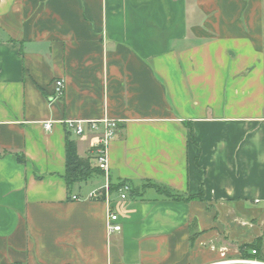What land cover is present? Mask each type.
<instances>
[{"label":"crops","instance_id":"crops-1","mask_svg":"<svg viewBox=\"0 0 264 264\" xmlns=\"http://www.w3.org/2000/svg\"><path fill=\"white\" fill-rule=\"evenodd\" d=\"M104 117L108 180L134 190L113 233L85 198L103 172L65 181L66 138L95 161L64 121ZM258 236L264 0H0V264H217Z\"/></svg>","mask_w":264,"mask_h":264},{"label":"built area","instance_id":"built-area-1","mask_svg":"<svg viewBox=\"0 0 264 264\" xmlns=\"http://www.w3.org/2000/svg\"><path fill=\"white\" fill-rule=\"evenodd\" d=\"M64 91V80L56 79L54 81L53 98H59L63 95ZM64 124L69 132L76 135H83L90 133L91 135V151L95 166L103 171L106 178L105 183L85 196L87 199H101L108 204V216L106 229L108 233H113L120 230V225L117 223L118 215L111 211L109 205L112 201V194H116L117 198L121 201H127L130 198L132 187L128 182L121 183L117 191H111V183L108 180V153L107 147L111 139L116 135L117 121L109 118H101L96 120H65ZM52 121H44L43 127L46 130H50ZM72 199H80V195H72ZM252 250V253H255ZM224 255V252H221ZM230 263H241V264H264L263 261L257 259H224L219 261L217 264H230Z\"/></svg>","mask_w":264,"mask_h":264},{"label":"trees","instance_id":"trees-1","mask_svg":"<svg viewBox=\"0 0 264 264\" xmlns=\"http://www.w3.org/2000/svg\"><path fill=\"white\" fill-rule=\"evenodd\" d=\"M19 161H25L22 155H17ZM65 181L68 189L80 182L87 181L94 174H101L103 171L96 166H92L89 158L79 156L77 152L76 141L73 139L66 138L65 141ZM120 184L112 185L111 191L115 192L120 187ZM148 186L156 188L165 197L174 200H191V199H202L203 191H200L194 195H184L177 193L169 187L158 184L148 183ZM133 189L131 193H133ZM71 193V190L69 191ZM240 252V259H257L264 262V244L263 237L258 236L255 239L243 242L237 245ZM255 250V253H252ZM241 264V263H240Z\"/></svg>","mask_w":264,"mask_h":264},{"label":"rangeland","instance_id":"rangeland-1","mask_svg":"<svg viewBox=\"0 0 264 264\" xmlns=\"http://www.w3.org/2000/svg\"><path fill=\"white\" fill-rule=\"evenodd\" d=\"M225 259H233V260H239L240 259V254H238L237 256L235 257H229V258H225ZM230 264H240V263H230Z\"/></svg>","mask_w":264,"mask_h":264}]
</instances>
